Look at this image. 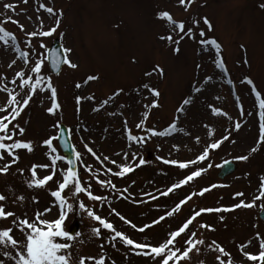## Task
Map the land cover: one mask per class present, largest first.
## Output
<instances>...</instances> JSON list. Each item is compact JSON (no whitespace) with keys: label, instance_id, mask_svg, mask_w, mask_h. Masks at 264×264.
I'll use <instances>...</instances> for the list:
<instances>
[{"label":"rangeland","instance_id":"rangeland-1","mask_svg":"<svg viewBox=\"0 0 264 264\" xmlns=\"http://www.w3.org/2000/svg\"><path fill=\"white\" fill-rule=\"evenodd\" d=\"M263 209L264 0H0V264H264Z\"/></svg>","mask_w":264,"mask_h":264},{"label":"water","instance_id":"water-1","mask_svg":"<svg viewBox=\"0 0 264 264\" xmlns=\"http://www.w3.org/2000/svg\"><path fill=\"white\" fill-rule=\"evenodd\" d=\"M47 60L49 68L54 75L60 74L62 68L67 60V55L65 53L64 47L60 39H56L51 45L47 52ZM58 144L62 153L66 157V162L69 166V170L72 172L78 171V162L76 156V149L72 141L70 129L63 123L59 125L58 132ZM237 171V164L232 161H226L220 168V173L218 177L220 179H225L232 176ZM259 219L264 222V209L259 213ZM75 229L72 230V233Z\"/></svg>","mask_w":264,"mask_h":264}]
</instances>
